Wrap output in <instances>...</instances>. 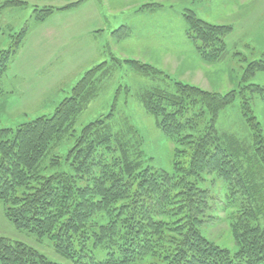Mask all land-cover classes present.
Wrapping results in <instances>:
<instances>
[{"label":"trees","instance_id":"trees-1","mask_svg":"<svg viewBox=\"0 0 264 264\" xmlns=\"http://www.w3.org/2000/svg\"><path fill=\"white\" fill-rule=\"evenodd\" d=\"M4 2L15 8L27 4ZM81 2L34 6L33 16L44 22ZM184 16L201 59L222 61L232 26L208 22L191 9ZM27 31L11 34L14 42L0 49V85ZM113 61L89 69L52 115L0 128L5 218L38 239L48 237L63 257H88L81 264H264V137L250 97L236 89L205 90L150 63L125 59L126 74L137 78L127 84L129 90L174 146L172 171L154 168L146 164L135 125L118 114L117 100L107 114L77 127L79 115L100 95L102 79L115 80L122 69L119 59ZM257 71L264 72L263 59L248 62L246 72ZM249 88L264 96V87ZM238 95L244 97L242 113L251 130L246 138L216 127L220 111ZM208 179L223 181L228 195L222 207L213 201L211 188L202 186ZM220 209L226 212L234 252L201 231L219 218ZM97 248L103 259L92 255ZM0 264L61 263L23 240L0 236Z\"/></svg>","mask_w":264,"mask_h":264},{"label":"rangeland","instance_id":"rangeland-1","mask_svg":"<svg viewBox=\"0 0 264 264\" xmlns=\"http://www.w3.org/2000/svg\"><path fill=\"white\" fill-rule=\"evenodd\" d=\"M148 1L151 0H118V8L114 14L105 16V29L99 31L101 35L96 37L93 34L91 36L85 35L86 29L82 25L83 31L77 35V38L72 39L70 35L63 38L58 45L54 43H52L53 45H45L44 42L48 41V37L41 31L46 27H48V32L54 30L57 23L60 24L59 20L62 15L48 18L49 20L47 19L48 21L41 26L40 23L42 22L34 19L33 7L24 4L15 8L11 7L10 4L6 5L4 0H0V6H2V9L0 8V49L8 48L14 42L11 34L19 32L23 27L28 29L10 68L1 80L0 128H15L19 123L38 116L52 115L59 103L71 94L73 87L89 69L105 61L112 64L114 63L113 58H116L122 62V69L118 72L115 80L102 79L103 88L100 95L79 115L77 127L81 129L101 114H107L112 108L113 102L117 100L116 108L118 114L123 115L122 120L128 116L129 120L127 119V121L135 125L133 127L143 138V151L147 158L146 164L154 168L172 171L174 146L155 124V117L145 111L143 105L134 96L135 90H129L127 84H134L133 79L137 80V78L136 76L132 78L126 74L130 69L129 64L125 63L124 60L137 59L144 63H150L177 79L189 78L194 81L196 79L194 70L183 69L182 66H178L179 60L175 61L174 59L180 57L182 48L181 59L185 58V64L194 63L198 54L194 41L189 39L186 34L187 22L184 13L191 9L201 14L203 4L201 0H152L158 3L152 11H147L150 6L148 5L143 11L134 12L133 8L139 4L143 6ZM112 2L114 3L113 0H103L100 6L102 11H105L106 8L110 10ZM261 3L263 5V2ZM261 3L258 6H262ZM255 5L256 2L253 0L250 7L247 6L248 8L246 7L239 16L233 17L234 24L228 23L232 26V31L230 32L231 35L229 33L225 39L226 46L229 51L232 50V53L236 52L237 54H227L222 61L218 62V67L228 72L229 79H222L219 75L217 83L213 85V90L224 94L236 89L243 91L247 97H250L249 101L253 114L261 123L264 137L263 92L256 90L251 92L249 90L251 84L264 87V72L257 71L254 74L246 72L248 62L264 60V8L259 18L255 15ZM248 17H251V21L248 20ZM10 27H13V30H10ZM136 33L140 36V43L147 44L149 41L158 46L155 48L156 51L152 53L148 52L149 49L145 46H133L132 43L135 38L132 37ZM85 42L98 46L96 48L79 47ZM234 43L237 51L232 49ZM165 49L170 50L176 57L164 61L162 53L166 52ZM189 54L193 60H190ZM244 76H246L245 80L243 79ZM202 84L206 86V81L203 80ZM134 86L136 88V85ZM243 86H246V89L241 90L240 88ZM116 89H118L117 92ZM243 100L244 97L238 95L232 104L220 111L216 127L222 134L241 138L250 137L251 130L242 113ZM65 149L68 150L65 147L60 152H64ZM208 178H211V175ZM202 186L211 188L213 201L222 207L228 195L223 181L221 179H215V181L208 179L203 182ZM222 210L216 212L219 220L207 222L201 231L208 238L234 252L236 245L232 240L225 218L226 212ZM0 236L23 240L61 264L89 262L88 257L77 255L71 258L63 257L60 251L57 252L54 249L48 237L38 239L26 230L15 228L5 218L1 204ZM94 250L92 255L99 259L104 258L101 254V248ZM136 264H148V262L143 261Z\"/></svg>","mask_w":264,"mask_h":264},{"label":"crops","instance_id":"crops-1","mask_svg":"<svg viewBox=\"0 0 264 264\" xmlns=\"http://www.w3.org/2000/svg\"><path fill=\"white\" fill-rule=\"evenodd\" d=\"M21 1L27 2V4L31 7H34V6L36 7H44V6L62 7L70 3L77 2L79 0H21ZM102 1L103 0H83V2H81L80 4H78L77 6L71 9L54 13L52 16L49 17V19L62 15V17L59 20L60 24L57 23V26L54 27L55 29L49 32H48V27H46L43 31H41V33H44V35L48 37V41L44 42V44L53 45L52 43H54L58 45L61 43L63 38L68 37L70 35H71L70 38L75 39L78 37L77 35H79L83 31V28H81L82 25H84L86 29L85 35L91 36L93 34V36L95 37L97 35H101L99 34L100 33L99 31H101V29H105L104 28L105 27V24H104L105 16L107 14H114L116 9L118 8L117 7L118 0H113L114 3L112 2L110 4L112 10L111 9L109 10L108 8H106L105 11H102V9L100 8V6L102 5L101 4ZM201 1L203 4V7L201 8V14L197 13L196 11L194 12L196 13L198 17L208 22L216 23V24H228V23L234 24L232 21V19H234L233 17L237 15L239 16V14L244 12L247 6L250 7L251 3L253 2V0H201ZM254 2H256L255 15H257L260 18V14L264 8V0H254ZM261 2H263V5ZM156 3L157 2H154L151 0L145 3L143 6L139 4L137 6L138 8L135 7L133 9H134V12L143 11L144 8H146L145 6L150 5L147 11H152L153 7L155 5H158V3L157 4ZM259 3H261L262 6H258ZM140 8L141 10H139ZM250 19L251 17H248L249 21H251ZM48 20L40 23L42 24L41 26H43ZM101 22L102 24H99ZM132 38L133 39L135 38V41L132 43L133 46H140V45L145 46L147 49H149L148 52L153 53L154 51H156L155 48L158 47L149 41L147 42V44L140 43L139 42L140 36L138 33H136V35L133 36ZM50 39H52L53 41H51ZM97 46H98L97 44H89L88 42H85V44L79 45V47H89V48L91 47L96 48ZM232 49L234 51H237L235 43ZM227 50H228L227 54L232 53V50L229 51L228 48ZM165 51L166 52L162 53V59L164 61H166V59H174L176 57L174 53L172 54L170 52V50L165 49ZM181 52H182V48L180 51V57H177L174 60L175 61L179 60L178 66H182L183 69L185 68L193 69L195 72L194 77H196L194 81H191L189 78L182 79L179 77L182 81L201 86L205 90L215 91L213 90L214 89L213 85L217 83V79L219 75L221 76L222 79H226V80L229 79V76L227 74L228 72L218 67L219 63H208L202 60L197 50L196 52L198 55L194 59V63H190V64H185L184 62L185 58L181 59L182 58ZM190 60H193V58L191 57ZM162 69H165V68H162ZM203 80L206 81V84H205L206 86H203L202 84Z\"/></svg>","mask_w":264,"mask_h":264}]
</instances>
